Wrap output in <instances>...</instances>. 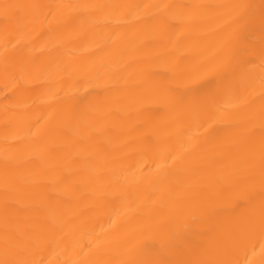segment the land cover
Instances as JSON below:
<instances>
[{
  "label": "bare ground",
  "instance_id": "1",
  "mask_svg": "<svg viewBox=\"0 0 264 264\" xmlns=\"http://www.w3.org/2000/svg\"><path fill=\"white\" fill-rule=\"evenodd\" d=\"M0 264H264V0H0Z\"/></svg>",
  "mask_w": 264,
  "mask_h": 264
}]
</instances>
